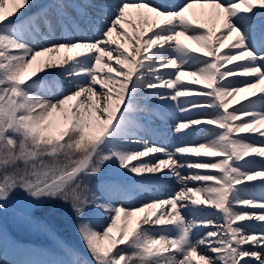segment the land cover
<instances>
[{
    "label": "snow or ice",
    "instance_id": "snow-or-ice-1",
    "mask_svg": "<svg viewBox=\"0 0 264 264\" xmlns=\"http://www.w3.org/2000/svg\"><path fill=\"white\" fill-rule=\"evenodd\" d=\"M53 201L91 259L32 264H264V0H0V212Z\"/></svg>",
    "mask_w": 264,
    "mask_h": 264
},
{
    "label": "rangeland",
    "instance_id": "rangeland-1",
    "mask_svg": "<svg viewBox=\"0 0 264 264\" xmlns=\"http://www.w3.org/2000/svg\"><path fill=\"white\" fill-rule=\"evenodd\" d=\"M76 223L70 205L61 201L49 202L31 209L17 202L10 205L7 212H0V231L7 236V244L11 242L22 247L20 257L24 264L61 255L53 233L55 237L78 247L91 259L77 232Z\"/></svg>",
    "mask_w": 264,
    "mask_h": 264
},
{
    "label": "bare ground",
    "instance_id": "bare-ground-1",
    "mask_svg": "<svg viewBox=\"0 0 264 264\" xmlns=\"http://www.w3.org/2000/svg\"><path fill=\"white\" fill-rule=\"evenodd\" d=\"M42 2H46V0H42ZM97 2H104V0H97ZM8 7H10V5H6V8H8ZM197 11H198V9H197ZM121 43H123L125 47H130L124 41H121ZM185 43L191 44L192 42L191 41H185ZM193 46H195V45H193ZM190 79H191V77H185V80H190ZM193 87H198V86H193ZM258 90L259 89L257 88V89H253L250 91H258ZM245 95H248V93L239 94V96L237 97V100H242ZM233 103L235 104V102H233ZM236 106H238V105H236ZM171 123H172V121H169V124H171ZM212 135H213V133L209 132V133H205L202 137H197L194 139H196L197 142H203L204 139H210ZM193 159H198V158H193ZM185 174H187V173H185ZM174 187H175V185H174ZM168 194H170V193L166 192L164 195L166 196ZM15 208L18 209L17 206H15ZM212 218H215V217H212ZM259 224H260V222H257L256 226L259 227ZM98 227H100L102 229V225H98ZM207 230L208 229H205L204 231H207ZM21 249H22L21 246H18L17 244H13L11 242H9V244H7V247H5L3 244H0V257H3L4 259H6L8 261V264H24L22 257H20ZM46 259H49V257H47Z\"/></svg>",
    "mask_w": 264,
    "mask_h": 264
}]
</instances>
